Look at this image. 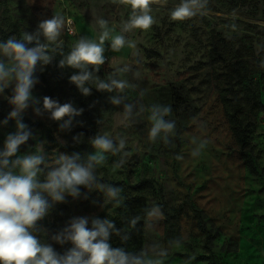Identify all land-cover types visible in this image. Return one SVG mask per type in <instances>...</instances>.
Segmentation results:
<instances>
[{
  "label": "rangeland",
  "instance_id": "374dc122",
  "mask_svg": "<svg viewBox=\"0 0 264 264\" xmlns=\"http://www.w3.org/2000/svg\"><path fill=\"white\" fill-rule=\"evenodd\" d=\"M179 2L168 0L166 7L153 4L152 15L157 23L147 32L136 29L125 34L136 42V50L125 47L112 52L108 50L110 41H106L105 55L110 62L106 61L97 73L104 78L113 70L112 57L120 66L129 63L133 70L138 69L140 80H134L131 73L124 77L138 84L126 95L129 101L139 99L145 106H172L168 119L175 120L176 135L170 137V143L148 141L147 112L130 126L120 124L115 114L122 107H114L107 99L115 93L93 88L90 96H83L69 81L76 70L59 68L61 57L57 55L45 66L33 96L41 100V105L43 97L48 96L60 104L72 102L84 112L74 118L70 132H59L60 122L48 119L47 114L37 117L29 108L23 122L35 139L20 146L18 154L46 141L49 153L58 150L84 155L94 151L88 140L98 132L122 136L127 141V162L113 169L120 157L109 153L106 164L97 169V176L102 182L124 189L125 205L133 214L143 216V209L153 202L162 206L165 219L150 231L143 227L142 247L154 242L167 245L170 239L180 237L183 245L170 249L165 264H184L189 257H195L191 264H264V69L259 67L264 59V0H209L208 16L172 21L170 10ZM234 10L237 31L224 27L233 23L230 14ZM130 12V7L118 0H0V40L12 35L19 38L23 31L32 33L41 20L60 13L73 20L75 29L74 34L65 31L61 36L67 53L80 36L98 38L97 17L108 20L115 35ZM134 51L138 55H133ZM141 90L145 93L142 98ZM10 94L7 89L5 95ZM10 111L11 106L0 95V122ZM230 116L237 117L247 136V156L235 142ZM97 120L103 123L97 124ZM198 123L206 125L203 132ZM15 131V120L7 125L0 123V149L6 136ZM79 133L84 135L76 144L73 136ZM57 135L66 145L58 142ZM193 136L209 140L196 158L190 155ZM177 154L183 159L176 160ZM80 192L79 198L66 197V202L56 204L50 215L38 222L42 229L38 238L60 254L72 245L55 243L51 236L72 217L114 220L120 209L102 207L104 197L98 191L89 192L80 186ZM196 212L201 213L210 233L209 243L200 230Z\"/></svg>",
  "mask_w": 264,
  "mask_h": 264
},
{
  "label": "clouds",
  "instance_id": "9594fccd",
  "mask_svg": "<svg viewBox=\"0 0 264 264\" xmlns=\"http://www.w3.org/2000/svg\"><path fill=\"white\" fill-rule=\"evenodd\" d=\"M118 2L131 9L128 19L122 22L120 33L114 35L115 29L109 27V21L97 17L95 23L100 30L98 38L94 40L80 36L67 53L64 51V40L59 38L65 31L74 34L75 29L73 20L60 13L41 20L32 33L23 31L19 38L12 35L0 40V95L11 106V111L0 123L7 125L9 120H15L16 123V131L6 136L0 149V264H165L170 249L183 245V238L180 237L170 239L167 245L154 242L139 251H127L124 247L111 245L113 236L118 237L122 244L127 243L131 232L141 221L144 229L150 231L165 219L162 206L155 202L143 209V216H122L123 226L120 228L108 218L72 217L51 236L55 243L72 245L63 254L58 253L51 244L42 243L37 235L42 231L38 222L49 216L56 204L66 202V197L79 198L80 186L89 192L102 193V207L112 205L126 209L124 189L102 182L97 176V169L106 164L109 153L120 157L113 163V169L122 168L129 155L125 151L127 141L124 137H112L99 132L88 140L94 151L84 155L79 152L69 155L58 150L49 153L45 149L46 141L36 143L32 151L18 154L20 146L29 139H35L28 125L23 122V114L29 108L37 117L43 118L47 114L48 119L60 122L59 132H70L75 126L74 118L84 112L83 108L75 107L72 102L60 104L48 96L43 97L41 105V100L32 93L39 82L35 75L37 69L43 72L45 66L59 55V68L76 70L70 75L69 81L83 96H90L93 88L99 92L115 93L107 99L114 107H122V111L115 114L120 124L130 126L138 116L147 112L150 122L147 139L150 143L162 140L168 144L170 137L176 135V122L168 119L172 115L170 104L153 103L145 106L139 99L129 101L126 91L137 89L138 84L124 77L131 73L134 80H140L141 72L138 69L133 70L129 63L120 66L115 63L116 58L112 57L113 70L104 78L97 75L101 66L106 61L110 62L105 55V42L110 41L108 50L112 52H119L125 47L136 50V42L125 34L136 29L144 32L150 30L157 23L152 15V5L166 7L168 4V0ZM210 13L209 0H180L170 10V18L172 21H186ZM230 16L233 23L224 27L237 31L234 21L238 17L235 10ZM133 55L138 53L134 51ZM259 67L264 69V59L260 61ZM7 89L11 90L10 95H5ZM144 94L141 90L140 98ZM76 123L82 124V121ZM96 123L102 124L103 121L97 120ZM197 126L201 132L206 127L202 123ZM83 135L79 133L73 136V142L80 143ZM57 140L61 145H66L59 135ZM191 143L194 147L190 155L196 158L202 155L209 140L193 136ZM175 158L179 161L183 156L177 154ZM193 259L195 257H189L184 264H191Z\"/></svg>",
  "mask_w": 264,
  "mask_h": 264
},
{
  "label": "trees",
  "instance_id": "16d2710c",
  "mask_svg": "<svg viewBox=\"0 0 264 264\" xmlns=\"http://www.w3.org/2000/svg\"><path fill=\"white\" fill-rule=\"evenodd\" d=\"M35 75L38 78H43L44 74L43 72L39 71L37 69ZM262 98H263V103H264V92L262 93ZM229 121L234 133V138L235 142L237 145L240 147L241 151L243 152L242 154L247 156L250 152L249 149V143L247 140V136L245 132L242 130L240 124L238 123V119L236 116H230ZM35 127H41L42 124H34ZM179 143V139H178ZM139 187V186H138ZM137 214H133L131 208L127 207L125 208H120L119 212L117 213L116 217L114 218V222L118 228L122 227L123 225L121 224V217L122 216H135ZM198 221H199V227L200 230L207 235L206 242L209 243L211 240V236L209 231L205 228L203 218L200 212H196ZM110 243L113 247H124L127 251H139L142 248V243H143V223L139 222L137 224V227L135 230L131 232V238L127 243L122 244L120 239L116 236L111 237Z\"/></svg>",
  "mask_w": 264,
  "mask_h": 264
},
{
  "label": "water",
  "instance_id": "95a60500",
  "mask_svg": "<svg viewBox=\"0 0 264 264\" xmlns=\"http://www.w3.org/2000/svg\"><path fill=\"white\" fill-rule=\"evenodd\" d=\"M59 39H61V37Z\"/></svg>",
  "mask_w": 264,
  "mask_h": 264
}]
</instances>
